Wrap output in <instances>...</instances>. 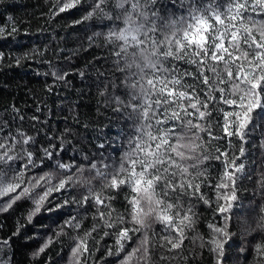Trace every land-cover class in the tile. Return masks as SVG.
<instances>
[{
  "label": "snow or ice",
  "instance_id": "snow-or-ice-1",
  "mask_svg": "<svg viewBox=\"0 0 264 264\" xmlns=\"http://www.w3.org/2000/svg\"><path fill=\"white\" fill-rule=\"evenodd\" d=\"M40 17L47 42L0 26V66L45 95L79 82L97 115L70 103L58 129L35 93V113L0 105V264H264V0H46ZM59 21L72 47L53 46Z\"/></svg>",
  "mask_w": 264,
  "mask_h": 264
},
{
  "label": "trees",
  "instance_id": "trees-1",
  "mask_svg": "<svg viewBox=\"0 0 264 264\" xmlns=\"http://www.w3.org/2000/svg\"><path fill=\"white\" fill-rule=\"evenodd\" d=\"M46 0H3L0 2V26L5 24V22H10L9 18H27L31 20V31L33 35L29 36L27 39L29 41H35L39 43L45 40V36H50L49 32H45L43 35L36 32L38 27L43 25V20L40 17V10L43 8ZM7 7V11L5 8ZM63 21H59L57 24L52 25V29L59 32V36L52 39V44L55 46L57 43L63 40L64 44L68 47H72L75 42V34L68 32L67 29L61 27ZM67 32V38L64 39L65 33ZM90 58V57H89ZM44 79L40 77L39 79L34 75V73L25 68L21 69H11L9 70L6 66H0V105L5 101H11L14 98L18 106L21 109L27 108L30 112L35 113V108L33 105L36 100L32 98V93L47 103L48 108L51 109V116L49 117L50 128L63 129L65 126V117H68V123H72V117L68 112V107L70 103H79L81 105L80 111L83 113H91V117L94 119L97 115L96 98L93 96L85 95L83 97H78L77 93L81 87L79 82L75 88L65 89L60 88L53 91L52 93L45 95L44 91ZM10 93V95H9ZM87 93V89H85ZM64 102L65 107L63 111L57 112V105ZM87 106V107H85ZM47 112V110H45ZM40 115V113H36ZM43 118V117H42ZM81 121L85 120L84 116L80 117ZM103 124L100 126V131H105L104 127L107 125L108 121L101 117ZM105 121V122H104ZM81 133L86 137V139H91L93 133V127L90 126L87 130L84 129L83 124L80 126ZM114 132L115 129H112ZM240 196L242 199L238 201L237 207L234 211L237 215H244L247 211V206L249 201L253 199L252 193L241 192Z\"/></svg>",
  "mask_w": 264,
  "mask_h": 264
},
{
  "label": "bare ground",
  "instance_id": "bare-ground-1",
  "mask_svg": "<svg viewBox=\"0 0 264 264\" xmlns=\"http://www.w3.org/2000/svg\"><path fill=\"white\" fill-rule=\"evenodd\" d=\"M105 122V121H104Z\"/></svg>",
  "mask_w": 264,
  "mask_h": 264
}]
</instances>
